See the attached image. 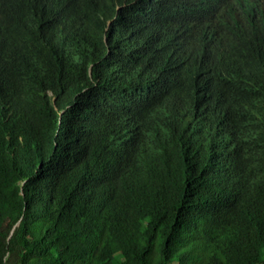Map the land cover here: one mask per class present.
I'll return each mask as SVG.
<instances>
[{
    "label": "trees",
    "instance_id": "16d2710c",
    "mask_svg": "<svg viewBox=\"0 0 264 264\" xmlns=\"http://www.w3.org/2000/svg\"><path fill=\"white\" fill-rule=\"evenodd\" d=\"M0 264H264V0H0Z\"/></svg>",
    "mask_w": 264,
    "mask_h": 264
}]
</instances>
